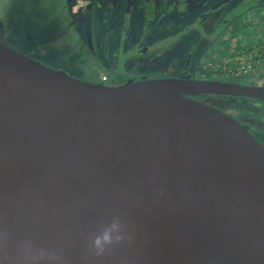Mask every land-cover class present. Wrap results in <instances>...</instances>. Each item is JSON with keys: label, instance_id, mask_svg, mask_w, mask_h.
<instances>
[{"label": "water", "instance_id": "obj_1", "mask_svg": "<svg viewBox=\"0 0 264 264\" xmlns=\"http://www.w3.org/2000/svg\"><path fill=\"white\" fill-rule=\"evenodd\" d=\"M201 95L264 103L216 78L87 81L0 41V264H30L26 241L57 264H264V145ZM112 216L131 239L94 257Z\"/></svg>", "mask_w": 264, "mask_h": 264}, {"label": "rangeland", "instance_id": "obj_2", "mask_svg": "<svg viewBox=\"0 0 264 264\" xmlns=\"http://www.w3.org/2000/svg\"><path fill=\"white\" fill-rule=\"evenodd\" d=\"M81 1L68 6L70 16L66 0H0V41L92 82L105 74L107 83L167 75L264 83V0H106L107 7L85 3L77 13ZM203 98L264 118V105L240 97Z\"/></svg>", "mask_w": 264, "mask_h": 264}, {"label": "clouds", "instance_id": "obj_3", "mask_svg": "<svg viewBox=\"0 0 264 264\" xmlns=\"http://www.w3.org/2000/svg\"><path fill=\"white\" fill-rule=\"evenodd\" d=\"M124 222L118 216H112L105 222L102 229L91 238L89 251L94 257H102L113 247L130 240L131 237L125 235ZM23 258L30 264H40L41 261L57 264L61 257L53 249L46 247L33 248L31 242L26 241L23 245Z\"/></svg>", "mask_w": 264, "mask_h": 264}, {"label": "flooded vegetation", "instance_id": "obj_4", "mask_svg": "<svg viewBox=\"0 0 264 264\" xmlns=\"http://www.w3.org/2000/svg\"><path fill=\"white\" fill-rule=\"evenodd\" d=\"M75 1V0H66L65 3H63L62 5L64 6V10H66V12L68 13V15L72 16V10L68 7L70 6L71 7V4L72 2ZM84 2L81 1L80 4H78V11L76 10L77 13H80V11L83 10L84 8V4L88 3V4H92L94 7H100L101 5H105L104 7H107V1L106 0H102L101 2H98L96 0H83ZM114 4V2L112 3ZM78 17L76 19H78V21L80 20V17H82V15H77ZM104 18H105V21H108V14L107 12L104 14ZM72 25V24H71ZM79 25V23H78ZM73 26V25H72ZM80 26V25H79ZM74 27V26H73ZM85 32H87V29H84ZM92 35L88 34L85 36V40L86 42L88 43V48L90 50L93 49V46L90 44L92 41L93 38H91ZM99 43V42H98ZM97 43V46H96V49L99 48V45ZM143 50V49H142ZM169 76V75H167ZM135 79L137 80L135 76H128L127 78H125L124 80H121V81H113V80H110L109 83H121L125 80H128V79ZM107 83V82H106ZM262 87H264V83L263 85H261ZM203 96H209V95H201V96H193L194 98L206 103V104H209V105H213V106H219L222 111L228 113L229 115L231 116H234L235 118H237L239 121H241L245 126L246 128L248 129V131L262 144L264 145V118H247L246 116L247 115H244V113H237V112H233V111H230V110H226L225 108H223V106L219 105L218 103H212V102H209V101H206L204 100ZM213 96V95H211ZM214 96H220V95H214ZM240 98H243V99H246V100H249V101H252L256 104H259V105H264L263 102H260L258 100H254V99H250V98H246V97H240Z\"/></svg>", "mask_w": 264, "mask_h": 264}, {"label": "trees", "instance_id": "obj_5", "mask_svg": "<svg viewBox=\"0 0 264 264\" xmlns=\"http://www.w3.org/2000/svg\"><path fill=\"white\" fill-rule=\"evenodd\" d=\"M261 5H264V4H261ZM232 27H234L236 29L237 25L234 24ZM213 57H208V59H206L207 62H213ZM213 64V63H212ZM202 70V69H201ZM203 72H201L200 74H204V76L206 77H211L212 74H211V70H208L207 72L205 70H202ZM216 73H219V72H216Z\"/></svg>", "mask_w": 264, "mask_h": 264}, {"label": "built area", "instance_id": "obj_6", "mask_svg": "<svg viewBox=\"0 0 264 264\" xmlns=\"http://www.w3.org/2000/svg\"><path fill=\"white\" fill-rule=\"evenodd\" d=\"M108 81V78L105 74H103L101 77H100V80L98 82H101V83H106Z\"/></svg>", "mask_w": 264, "mask_h": 264}]
</instances>
